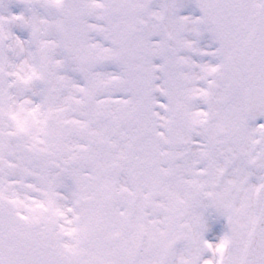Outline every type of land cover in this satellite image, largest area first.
I'll list each match as a JSON object with an SVG mask.
<instances>
[{"label": "snow or ice", "instance_id": "snow-or-ice-1", "mask_svg": "<svg viewBox=\"0 0 264 264\" xmlns=\"http://www.w3.org/2000/svg\"><path fill=\"white\" fill-rule=\"evenodd\" d=\"M0 264H264V0H0Z\"/></svg>", "mask_w": 264, "mask_h": 264}]
</instances>
